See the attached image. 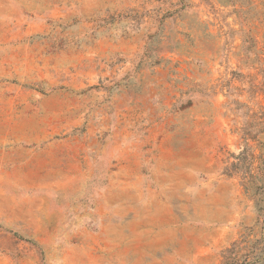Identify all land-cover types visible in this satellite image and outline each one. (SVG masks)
Returning <instances> with one entry per match:
<instances>
[{
    "label": "rangeland",
    "instance_id": "rangeland-1",
    "mask_svg": "<svg viewBox=\"0 0 264 264\" xmlns=\"http://www.w3.org/2000/svg\"><path fill=\"white\" fill-rule=\"evenodd\" d=\"M0 264H264V0H0Z\"/></svg>",
    "mask_w": 264,
    "mask_h": 264
}]
</instances>
